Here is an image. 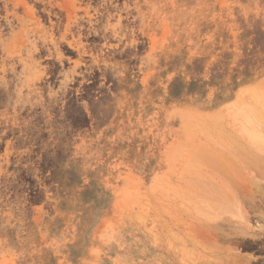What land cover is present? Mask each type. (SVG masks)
<instances>
[{
	"label": "rangeland",
	"instance_id": "rangeland-1",
	"mask_svg": "<svg viewBox=\"0 0 264 264\" xmlns=\"http://www.w3.org/2000/svg\"><path fill=\"white\" fill-rule=\"evenodd\" d=\"M263 148L264 0H0V264H264Z\"/></svg>",
	"mask_w": 264,
	"mask_h": 264
},
{
	"label": "bare ground",
	"instance_id": "bare-ground-1",
	"mask_svg": "<svg viewBox=\"0 0 264 264\" xmlns=\"http://www.w3.org/2000/svg\"><path fill=\"white\" fill-rule=\"evenodd\" d=\"M246 92V91H245ZM247 101V100H246ZM205 119V118H204ZM209 120V119H208ZM212 123H213V121H212ZM213 126H215V125H213ZM220 127V126H219ZM242 129V128H241ZM244 130V129H243ZM246 130V129H245ZM255 131V130H254ZM249 134V133H248ZM253 135V134H252ZM248 136V135H247ZM260 138V137H259ZM218 139V138H217ZM256 139H258L257 137H256ZM256 139H253V140H256ZM220 140V139H219ZM249 140V139H248ZM257 141V140H256ZM209 142V141H208ZM252 142V141H251ZM259 142V141H258ZM235 143H237L236 141H235ZM263 143V142H262ZM230 144V143H229ZM232 144V143H231ZM230 144V145H231ZM224 146H226V145H224ZM219 147V146H218ZM257 148H258V146H256ZM198 148H200V147H198ZM202 148V147H201ZM256 148V149H257ZM209 149V148H208ZM225 149V148H224ZM235 149H237L236 147H235ZM259 149V148H258ZM264 149V148H263ZM263 149H262V155H263ZM227 150V149H226ZM241 150V149H240ZM260 150V149H259ZM197 151H199V150H197ZM235 151V150H234ZM255 151V150H254ZM201 152H203V151H200L199 153L201 154ZM237 152V151H236ZM240 152V151H239ZM256 152H258V151H256ZM243 153V152H242ZM242 153H240V154H242ZM234 154V153H233ZM238 154V153H237ZM190 156H192L193 157V155H190ZM200 156V155H199ZM240 157H241V155H240ZM190 158V157H189ZM214 158H215V156H214ZM196 159V158H195ZM205 159H207L206 157L204 158V160ZM219 159V158H218ZM246 159V158H245ZM203 160V159H202ZM239 160V159H238ZM193 161V160H192ZM211 161V160H210ZM228 161V160H227ZM252 160H250V162H251ZM259 161L260 162H254V164H252V163H250L249 165H251V167L253 166V168L255 169V168H259L260 167V169H261V166H263L264 165V163H263V165H262V163L261 162H263L262 161V159H259ZM205 162H207V161H205ZM191 163V162H190ZM194 163V162H193ZM248 163H249V161H248ZM257 163H259V164H257ZM213 164V163H212ZM232 164V163H231ZM255 164H256V167H254L255 166ZM201 165V164H200ZM259 165V166H258ZM261 165V166H260ZM203 166V165H202ZM196 167V166H195ZM223 167H224V165H223ZM247 167H248V165H247ZM220 168V167H219ZM263 168V170H264V167H262ZM223 169H225V171H226V168L224 167ZM231 169H233V168H231ZM259 169V170H260ZM236 169H234V170H232V171H235ZM242 170V169H241ZM258 169H256V171H257ZM262 170V171H263ZM247 171V170H246ZM245 170H244V172H246ZM261 171V170H260ZM230 172V171H229ZM240 173V172H239ZM258 173V172H257ZM262 172H260L259 174H261ZM236 174V173H235ZM245 174V173H244ZM247 174H249V173H247ZM247 174H245L246 176H247ZM225 175V174H224ZM226 175H229V173L228 174H226ZM250 175V174H249ZM252 175V174H251ZM258 175V174H257ZM255 176V175H254ZM196 177V176H195ZM225 177H227V176H225ZM239 177V176H238ZM237 177V178H238ZM259 177H262V176H259ZM221 178V177H220ZM228 178V177H227ZM226 178V179H227ZM231 178V177H230ZM235 178H236V176H235ZM248 178H250V177H248ZM247 179V178H246ZM232 180V179H231ZM235 179H233V181H234ZM239 180V179H238ZM241 180V179H240ZM240 180H239V183H240ZM255 181V180H254ZM224 182V181H223ZM230 182V181H229ZM237 181L235 180V182L234 183H236ZM252 182H253V180H252ZM257 182V181H256ZM232 183V182H231ZM239 183H237V184H239ZM248 183V182H247ZM251 183V182H250ZM258 183V182H257ZM206 184H207V182L204 184L205 186H206ZM254 184V183H253ZM260 184V183H259ZM194 186H195V184H193ZM224 185V184H223ZM208 186V185H207ZM206 186V187H207ZM252 188V187H251ZM227 189V188H226ZM202 190V189H201ZM203 190H204V188H203ZM231 190H232V188H231ZM239 190V189H238ZM211 191V190H210ZM227 191V190H226ZM193 192V191H192ZM205 191H203V193H204ZM196 193V192H195ZM212 193H214V192H212ZM228 193V192H227ZM197 194V193H196ZM215 194V193H214ZM225 194V193H224ZM235 195H236V193H234ZM195 195V194H194ZM220 195V194H219ZM202 196V195H201ZM216 196V195H215ZM214 196V201H215V198L217 197H215ZM231 196V195H230ZM243 196H244V194H243ZM246 196V195H245ZM236 197V196H235ZM248 197V196H247ZM251 196H249V198H250ZM223 198H225V201H223V202H226V207H227V209L229 210V212H230V210L232 211V209L234 208V204L235 203H238L237 201L238 200H236L235 198H234V196H233V198L236 200V202H235V200L233 199V198H231V197H228V195H225ZM237 198V197H236ZM221 199V198H220ZM200 200V199H199ZM211 200V199H210ZM213 200V199H212ZM262 200V199H261ZM208 201V200H207ZM206 200H205V202H207ZM213 202V201H212ZM243 202V201H242ZM217 203H219V202H217ZM232 203V204H231ZM249 203V202H248ZM197 204V203H196ZM209 204V203H208ZM200 204L198 203V206H199ZM216 205V204H215ZM223 206H224V204H222ZM231 205L233 206V208L231 209ZM212 207H213V205H211ZM219 205H217V207H218ZM223 206H222V208H223ZM224 206V207H225ZM236 206V205H235ZM202 207V206H201ZM205 208V207H204ZM215 208V207H214ZM237 208V207H236ZM244 208V207H243ZM217 209V208H216ZM224 210V209H223ZM233 210H235V208L233 209ZM220 211H222V210H219V212ZM237 211H238V209H237ZM237 211L235 210V212L237 213ZM200 212V211H199ZM223 212V211H222ZM228 214V213H227ZM231 214V213H230ZM235 215H238V214H235ZM209 216V215H208Z\"/></svg>",
	"mask_w": 264,
	"mask_h": 264
}]
</instances>
